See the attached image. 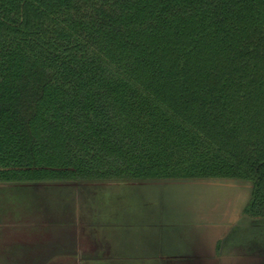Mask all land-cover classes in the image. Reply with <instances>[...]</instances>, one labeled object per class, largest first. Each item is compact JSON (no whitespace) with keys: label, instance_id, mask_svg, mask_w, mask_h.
<instances>
[{"label":"trees","instance_id":"16d2710c","mask_svg":"<svg viewBox=\"0 0 264 264\" xmlns=\"http://www.w3.org/2000/svg\"><path fill=\"white\" fill-rule=\"evenodd\" d=\"M159 180L264 219V0H0V183Z\"/></svg>","mask_w":264,"mask_h":264},{"label":"rangeland","instance_id":"374dc122","mask_svg":"<svg viewBox=\"0 0 264 264\" xmlns=\"http://www.w3.org/2000/svg\"><path fill=\"white\" fill-rule=\"evenodd\" d=\"M48 186L0 183V221L5 220L1 214L11 208L35 210L41 204L70 206L76 197L87 223L97 218L100 228L111 225L114 230L108 233L127 244L139 246L145 242V247L151 250L186 251L185 258H179H184L183 264H205L200 250L209 245L207 242L204 246L203 239L197 238L198 227L202 230L203 226L210 227L209 235L215 238L228 231V224L232 223L238 227L232 231V241L228 239L226 247L234 252L233 257L223 258L218 264H253L247 257L254 254V227L249 228L240 219L241 209L250 197L251 185L247 182L159 180L79 183L78 189L60 183ZM67 197L70 201L65 200ZM89 214L90 217L86 216ZM251 222L254 224V219ZM214 244L210 245L211 253ZM134 248L135 245L132 251L136 254L139 247Z\"/></svg>","mask_w":264,"mask_h":264},{"label":"crops","instance_id":"0c3cea01","mask_svg":"<svg viewBox=\"0 0 264 264\" xmlns=\"http://www.w3.org/2000/svg\"><path fill=\"white\" fill-rule=\"evenodd\" d=\"M57 184L44 183V185H50L48 187ZM60 184L78 189L79 183ZM65 200L70 201V198L67 197ZM80 208L75 197V202L70 206L69 204L56 206L55 204L50 207L49 204L43 207L41 204L40 208H35V210L11 208L4 211L1 216L5 217V220L0 221V264L184 263L181 260L188 252L176 250L163 252L162 248L151 250V247H145V242L139 246L135 243L127 244L125 240L115 239L112 234L108 233L112 229L111 225H108L109 228L107 226L100 228L96 221L97 218L95 220L92 217L87 223L84 220V212ZM243 210L241 209L240 219L245 221V225L249 228L254 227V254H248L247 258L253 264H264V219L254 218L253 224L252 219L248 217L244 219ZM86 216L90 217V214ZM228 226V231L215 238L213 235L212 237L209 235L210 227L203 226V230L198 227L197 232L193 228L197 238L203 239L204 246L207 242L209 245V247L200 250L202 255L200 256L204 259H202L203 263L218 264L223 258H225L223 260H228L233 257L234 252L229 251L226 246L228 239L230 240L232 237V231L238 226L236 224L233 226L232 223H229ZM198 233L202 235H197ZM211 244L215 245L212 253L210 251ZM134 245V249L139 247L136 254L132 251ZM211 247L213 246L211 245ZM180 257L184 258L179 259Z\"/></svg>","mask_w":264,"mask_h":264}]
</instances>
